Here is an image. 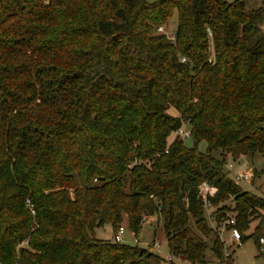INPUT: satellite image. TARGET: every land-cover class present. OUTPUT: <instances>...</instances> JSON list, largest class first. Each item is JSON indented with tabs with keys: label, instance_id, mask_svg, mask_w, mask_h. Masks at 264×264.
I'll return each instance as SVG.
<instances>
[{
	"label": "trees",
	"instance_id": "1",
	"mask_svg": "<svg viewBox=\"0 0 264 264\" xmlns=\"http://www.w3.org/2000/svg\"><path fill=\"white\" fill-rule=\"evenodd\" d=\"M173 17L171 40L157 29ZM257 154L264 7L0 0V264H160L94 234L125 220L137 237L152 216L172 256L206 264L210 249L231 264L221 227L233 217L241 243L258 234L264 198L224 167Z\"/></svg>",
	"mask_w": 264,
	"mask_h": 264
},
{
	"label": "rangeland",
	"instance_id": "2",
	"mask_svg": "<svg viewBox=\"0 0 264 264\" xmlns=\"http://www.w3.org/2000/svg\"><path fill=\"white\" fill-rule=\"evenodd\" d=\"M156 1V0H149ZM233 1V0H227ZM247 9H257L259 7H264V0H244ZM176 25V17L170 21L169 25L166 28V33H171ZM169 112L172 114L175 113L173 109H169ZM183 128L188 129L187 126ZM176 134H172L169 138L171 141ZM187 144L190 143L188 138H183ZM207 144L202 142L199 145V149L204 151ZM214 157L219 158V151L212 153ZM233 164V168L230 171V175L242 169V164H245L244 169L247 171H252L253 175L249 181H237V184L240 185L244 190L249 191L255 195L264 198V158L255 155L252 159L247 157H240L239 162H232L231 159H228V163L225 165L224 169L229 170V164ZM210 211H206V215H209ZM263 219H264V212ZM213 224V223H212ZM258 224V220L254 221L251 224V228L246 232L247 235H250L253 232L255 225ZM125 228V232L122 235L121 243L127 244L130 246H138L144 249H147L151 253L157 255L161 259L160 264H163L162 261H166V257L169 253L165 233L162 228L161 221H158L156 216L147 217L142 224V227L136 237L135 233L128 228L126 221L121 224ZM95 237L103 240H112L113 229L110 225H105L103 227H97L94 230ZM260 235L264 237V223L261 226L258 234L255 236L248 237L244 242L241 243L231 240L230 232L224 227H221L220 237L223 242H227V250L232 252V261L231 264H264V250L256 244V237ZM158 243V246H154L153 243ZM206 264H226L221 263L211 252L210 249L205 251ZM174 264H190L184 262L179 258L175 257Z\"/></svg>",
	"mask_w": 264,
	"mask_h": 264
},
{
	"label": "built area",
	"instance_id": "3",
	"mask_svg": "<svg viewBox=\"0 0 264 264\" xmlns=\"http://www.w3.org/2000/svg\"><path fill=\"white\" fill-rule=\"evenodd\" d=\"M157 30H158V32H164L169 39L173 40L174 30L169 34L166 33V29L163 26L158 27ZM177 134H180L183 138H188L190 132H189V130L182 128L177 132ZM228 166H229V169L232 170L233 164L230 163ZM239 167H242V169L239 171H236L234 173V177L237 180H242V181H246V182L249 181V179L253 175L252 171H249V170L247 171L246 169H244L245 164H242ZM215 191H216V188L212 185L207 184L206 182H203L200 185L199 194L203 198L206 207L209 204L208 200H207L208 196L213 195ZM30 208H32V205H30ZM209 220H210V222H212L213 218L209 217ZM234 225H235V219L233 217L226 219L224 221V226H230L228 231L230 232L231 240L240 242V238H241L240 237V231ZM124 232H125L124 226H122V225L119 226V228L117 229V231L113 235L114 240L117 242H121L122 241V235L124 234ZM259 243L261 245V249L264 250V237L259 238ZM223 244H224V255H225V257L232 256V252L227 250V246H226L227 242H223ZM153 245L157 247L158 243L154 242ZM174 260H175V257L172 256L170 253H168V255L166 257V261H164L163 264H172V262H174Z\"/></svg>",
	"mask_w": 264,
	"mask_h": 264
}]
</instances>
